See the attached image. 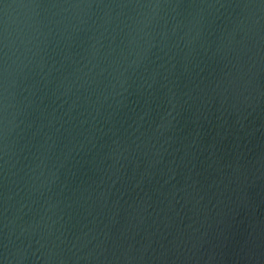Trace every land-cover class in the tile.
<instances>
[{
	"label": "water",
	"instance_id": "95a60500",
	"mask_svg": "<svg viewBox=\"0 0 264 264\" xmlns=\"http://www.w3.org/2000/svg\"><path fill=\"white\" fill-rule=\"evenodd\" d=\"M0 264H264V0H0Z\"/></svg>",
	"mask_w": 264,
	"mask_h": 264
}]
</instances>
